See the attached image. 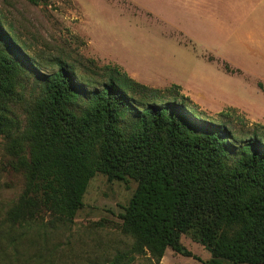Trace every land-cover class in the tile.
<instances>
[{
    "label": "trees",
    "instance_id": "1",
    "mask_svg": "<svg viewBox=\"0 0 264 264\" xmlns=\"http://www.w3.org/2000/svg\"><path fill=\"white\" fill-rule=\"evenodd\" d=\"M8 30L0 19V172L23 189L0 202V264L23 238L69 228L96 174L137 183L120 216L126 243L104 264L190 257L182 236L210 254L202 264H264V125H242L233 108L207 117L178 86L143 85L116 65L30 57ZM27 72L39 77L28 95Z\"/></svg>",
    "mask_w": 264,
    "mask_h": 264
},
{
    "label": "rangeland",
    "instance_id": "2",
    "mask_svg": "<svg viewBox=\"0 0 264 264\" xmlns=\"http://www.w3.org/2000/svg\"><path fill=\"white\" fill-rule=\"evenodd\" d=\"M0 19L30 57L116 65L143 85L178 86L207 117L233 108L242 125H264V0H0ZM38 78L22 77L26 95L38 92ZM136 186L96 174L73 224L23 238L12 264H104L126 243L120 216ZM22 189L20 175L0 172L1 203ZM181 244L190 257L168 249L160 264L210 259L189 237Z\"/></svg>",
    "mask_w": 264,
    "mask_h": 264
}]
</instances>
